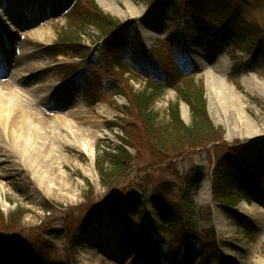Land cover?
<instances>
[{
  "label": "rangeland",
  "instance_id": "obj_1",
  "mask_svg": "<svg viewBox=\"0 0 264 264\" xmlns=\"http://www.w3.org/2000/svg\"><path fill=\"white\" fill-rule=\"evenodd\" d=\"M159 1L105 0L119 8L120 16L105 11L98 0H9L5 3L10 10L4 17L0 15V25L3 19L24 22L15 5L22 10L35 5L41 15L27 27H20L23 32L16 35L5 28L0 29V55L9 48L6 55L9 59L0 62V192L3 195L0 208L5 216L19 208L27 211L21 229L0 234V248L24 254L20 257L24 264H34L27 247L35 243L43 244L44 258L38 262L41 264H237L234 257L245 264H264V189L260 186L264 184V139L257 141L258 138L253 136L255 131L264 133V96L245 84L252 74L264 83V50L258 58L245 47L239 48L230 32L220 35L201 30L189 15L181 20L172 12L170 16L166 14L167 7L160 8ZM3 3L0 5H5ZM172 3L177 6V11L186 14V0H172ZM92 4L120 24L135 26L147 50L158 62H165L167 70L171 69L170 63L175 58L170 57V50L178 53L175 39L181 35L188 56L198 69L190 70L177 88L167 89L153 110L159 115V122L167 124L170 106L180 102L181 117L188 126L191 124L190 108L181 100L182 93L177 89L181 88L184 93L203 89L209 117L214 126L224 131L222 142L180 152L170 160L154 163L152 151L144 142L146 135L135 122L133 134L137 139L132 143L130 140L132 145L128 149L135 160L129 166V176L123 187L113 193L101 182L96 158L111 146L122 145L124 134L110 124H122L120 120L124 116L117 108L129 106V102L109 91L103 93L102 86L108 80H114L127 91L139 93L148 79H153L163 67L147 68L137 53L126 54L123 56L126 60L120 62L129 67L130 73L123 76L116 66L104 62L99 46L106 37L98 30L90 27L81 38L75 33L69 36L75 21L70 22L66 16L73 11L90 12ZM228 4L241 7L249 21L257 20L264 35V0H228ZM128 5H132L133 14L127 9ZM166 5L167 2L163 6ZM210 16L206 17L210 25L219 22L213 18L214 14ZM40 29L51 34L49 42H40L31 36L33 31ZM65 36L72 37V42L65 41ZM261 45L264 48V40ZM41 47L55 48L59 55L53 56ZM85 48L94 53L89 67L103 98L93 107L90 104L94 98L82 84L69 81L70 75L83 71L88 62L86 57L76 56ZM202 62L207 67H203ZM23 64L34 65L39 77L49 84V89L35 90L32 80L17 77ZM214 65L226 66L224 87L234 89L241 97L247 122L241 124L238 121L234 111L229 109L231 104L228 109L221 110L211 99L206 73ZM183 105L187 106V111L183 110ZM71 130L85 137L99 136L92 163L79 148L68 143ZM237 150L254 182L240 185L234 178L230 179L226 186L239 198L233 204H219L212 194L217 160L228 156L227 152L234 154ZM37 168L41 169L39 174ZM42 170H49L56 180L53 197L47 196L38 185ZM142 186L150 188L149 199L140 191ZM155 192L163 196L167 213L161 210V203L149 201L155 197ZM124 195L139 196L134 197L132 203L121 205V213L127 216L130 210L139 212L131 220L130 227L116 218L110 205L113 199ZM159 197L154 198L156 202L160 201ZM243 201L263 209L261 218L243 215ZM182 214L190 215L196 223L197 239L207 243L214 238L219 246L218 253L213 254L211 250L202 253L186 247L178 249L185 246L186 241L178 247L176 238L182 228L172 225L170 218L177 220ZM245 220L250 223L251 236L242 226ZM156 227L161 239L165 240L158 244L166 247L171 243L172 248L178 247L176 257L165 254L160 251L161 246H156L153 241L156 237L150 236L151 229L154 231ZM213 229L216 239L211 233ZM213 245L210 242L208 247ZM182 252L184 255L180 258Z\"/></svg>",
  "mask_w": 264,
  "mask_h": 264
},
{
  "label": "trees",
  "instance_id": "obj_2",
  "mask_svg": "<svg viewBox=\"0 0 264 264\" xmlns=\"http://www.w3.org/2000/svg\"><path fill=\"white\" fill-rule=\"evenodd\" d=\"M171 4L172 9L175 10L176 17H184L185 15H190L195 18L198 26L203 28L205 26V17H211L210 14H214L216 20H219L221 29L226 32H230L233 38L245 47L252 54H257L261 57L262 51L260 48L264 40V35L259 28V24L256 21H249L247 19V14L242 13V8L238 6H230L228 0H186L184 11L186 14H181L180 10H176L177 6L169 1H159L158 6L163 8L165 3ZM91 11L84 13L80 11L79 13H74L70 16V22L75 21L74 29L70 33L77 34V37H83L86 35L87 29L90 27L98 30L100 35L106 37L111 35L115 31L118 32L108 39L103 46L105 59L110 63H118V58L121 53L124 52H135L138 55L144 56L145 64H149L147 58L148 54L143 49L141 36L135 26L130 24H120L119 21L113 19L111 16L105 14L101 8L97 5H91ZM181 15V16H180ZM65 36L63 39L68 42H72V37ZM178 53H174L170 50V57H175L171 61V69L166 70L171 78V82L158 80L150 82L147 84L142 92L136 93L133 91H127L121 85L116 82L109 83V89L114 90L116 94L125 97L129 106L122 108H117V111L124 116L120 121L122 124L113 123L110 124L112 127H118L124 134V138H121L122 145L115 148H109L108 151H104L99 154L96 158V168L100 176L103 186L110 192L117 191L123 187L124 181L128 178V170L131 163L134 162L135 157L129 152L131 143L135 142L137 138L134 137L133 130L135 128V122L141 125L143 130V135H146L145 144L149 151H152L153 162H162L166 159H172L174 156L180 152H185L195 148H201L215 143L223 141L224 131L214 126L212 120L208 114L207 99L203 89L197 91H190L184 93L181 88L177 91H181V100L185 102L191 113V124L186 125L181 117L180 102L173 104L169 108V122L167 124H162L159 122V115L154 112L153 107L158 99L162 97L167 88H175V86L182 80L185 68L182 65L183 59H179L180 55L182 57L185 55L184 49L182 47L181 41H176ZM258 49V51H257ZM169 51H167V54ZM86 51L84 49L83 53L78 51L76 55L86 56ZM165 63V62H164ZM167 75V76H168ZM177 88V87H176ZM92 92L99 93L96 89ZM99 98H97L98 102ZM132 139V140H131ZM131 140V143H130ZM135 140V141H134ZM140 140V139H139ZM141 141V140H140ZM100 153V149L98 150ZM228 156L221 157L217 160V164L214 171L213 177V195L215 201L220 203L233 204L237 199V195L232 193L227 187L228 181L234 178L240 185H245L248 182H254L253 175L251 172L244 168L243 156L237 150L236 153L230 154ZM152 162V166L153 165ZM91 189V186L89 185ZM92 190V189H91ZM90 190V191H91ZM150 188L147 186H142L140 191L147 196ZM93 191V190H92ZM91 191V192H92ZM120 193V192H118ZM159 197L158 202L155 201V197ZM88 196V195H87ZM139 196H120L117 199H113L110 203L114 215L122 220L133 219L137 213L130 210V216L121 213V205L132 203L133 199ZM155 197L151 198L153 204L161 203L160 208L163 212L168 211L165 202L162 201V195L155 192ZM157 205V204H156ZM141 209V208H140ZM139 211V210H138ZM27 211L24 209H17L8 216H5L0 208V234L7 231H15L22 228V221ZM169 215V213L167 214ZM180 216V215H179ZM170 223L181 226V233L176 238L180 244L184 243L186 240L187 245L190 249H195L196 247L202 248V250L216 252V246H209L210 242L214 244V238H211L207 243L202 241L200 238L197 239L195 236V231L197 225L190 219V215L182 214L177 220L170 218ZM148 225V223H147ZM165 226V225H164ZM247 235L251 236V229L246 226ZM160 231L155 228V233L158 241H163L160 238ZM215 235V232H211ZM205 238V237H204ZM43 244H33L29 245L27 248L30 249V259L34 264L38 263L42 258H44ZM41 248V249H40ZM180 249V248H179ZM24 254L18 251H9L4 248H0V264H24L22 258ZM24 260V259H23Z\"/></svg>",
  "mask_w": 264,
  "mask_h": 264
},
{
  "label": "bare ground",
  "instance_id": "obj_3",
  "mask_svg": "<svg viewBox=\"0 0 264 264\" xmlns=\"http://www.w3.org/2000/svg\"><path fill=\"white\" fill-rule=\"evenodd\" d=\"M98 2H100V5L102 6V8L108 13H111L114 16L122 15L121 12L119 11V8L115 7L113 4H107L105 0H98ZM15 7L18 12L20 11L19 13L21 14L24 22L23 23L21 22V24H19L20 26L16 27L15 24L11 22V20L3 19L0 25V29L5 28L7 31L11 33L12 32L21 33L23 31L22 29H19V28L20 27L24 28L23 26L24 25L26 26L27 23H30L34 18H36L39 15L40 12L37 6L35 5L31 6L30 10H23V11H21L22 9H20L16 5ZM127 9L129 10L130 13L132 14L134 13L132 5H128ZM9 10H10L9 5H4V6L0 5V15L2 17H4L5 13ZM49 11L50 10H47V12ZM31 36L33 38H36L38 41L44 42V43L49 42V39H51V34L48 31H45L42 29L33 31L31 33ZM212 50H206V51L211 52ZM8 52H9V48H7V51L1 54V57H0L1 61L4 60L5 62H7L6 60L9 59V57L6 56ZM17 64H19V62ZM202 66L207 67L204 62H202ZM211 69H212L211 71H207L206 73L207 86H208L209 95L211 99L216 102V107H219L221 110H223V109H228L229 108L227 107L228 104H231L229 109L234 111L238 121H240L241 124L242 122H245V121L247 122V120L244 117V112H243L244 105L242 103L241 97L235 94L234 89L232 88L228 89L224 87V81L225 83L227 82L226 81V78H227L226 66L218 67L214 65V67ZM18 70L19 72H18L17 77L19 76V78H29L31 80L35 79V82H33V89L35 90L43 89L45 91L49 87V84L45 80L39 77V71L34 65L23 64V66H20ZM217 72H219V74ZM260 82L261 81L259 80L258 76L252 74L251 79H249V81H246L245 84L250 89H255L260 95L264 96V83L262 82L260 83ZM183 110L187 111V106L183 105ZM69 136L71 137V139L68 141V143L76 148H79L85 155H87V157L90 159V162L92 163L94 160V156H95L96 140L99 136L91 135L89 137H85V135H81L77 131L75 132L73 130L69 132ZM253 136L255 138L256 137L258 138L257 141L258 140L261 141L264 139V133H261V132L255 131V133H253ZM250 138H253V137H250ZM47 167H50V166H47ZM40 170L41 169L37 168V174H39L38 172ZM38 185L40 188L44 190V193H46L47 196L49 197L54 196V191L57 187V183H56L55 178L52 177L51 172L49 170L48 171L42 170V173L39 176ZM53 187H55V189ZM0 202H3L2 192H0ZM241 209H242L241 213L248 218L258 219V218H261L262 216L261 212L263 211V209L259 207H252L248 205V203L246 202H241ZM234 261L237 264H245V262L238 257H234Z\"/></svg>",
  "mask_w": 264,
  "mask_h": 264
}]
</instances>
